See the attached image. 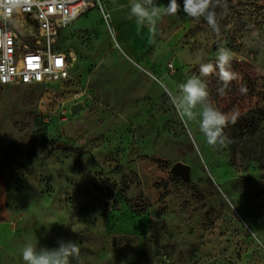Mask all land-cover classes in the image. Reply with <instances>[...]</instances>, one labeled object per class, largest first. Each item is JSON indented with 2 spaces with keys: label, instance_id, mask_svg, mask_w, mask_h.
<instances>
[{
  "label": "rangeland",
  "instance_id": "obj_1",
  "mask_svg": "<svg viewBox=\"0 0 264 264\" xmlns=\"http://www.w3.org/2000/svg\"><path fill=\"white\" fill-rule=\"evenodd\" d=\"M225 2L217 34L178 0L153 43L129 18L130 0H101L103 12L92 7L59 33L75 55L69 79L0 85V264H24L28 242L52 249L61 239L79 244L84 264H264V95L248 104L239 91L243 75L264 76V0ZM218 46L240 79L221 97L218 77L205 78L212 103L230 112L241 98L240 116L256 119L244 131L229 125L222 150L170 101ZM55 140L80 152L49 153ZM175 162L186 177L170 171Z\"/></svg>",
  "mask_w": 264,
  "mask_h": 264
},
{
  "label": "clouds",
  "instance_id": "obj_2",
  "mask_svg": "<svg viewBox=\"0 0 264 264\" xmlns=\"http://www.w3.org/2000/svg\"><path fill=\"white\" fill-rule=\"evenodd\" d=\"M178 0H169L167 6L157 5L156 0H130L129 18L138 27L147 26L154 37L157 34V22L162 16L177 15L180 10ZM217 8H223L227 13V4L221 0H183V12L194 24L203 20L217 34L221 27L217 19ZM234 59L232 51L224 46H218L215 62H199L198 74H192L177 85L175 93H170V101L176 107L181 119L186 123H197L200 133L207 144L214 150L228 148L233 139L225 132L229 125L238 122L240 111L233 107L230 112L220 111L211 101L208 82L205 78L216 75L218 77L217 94L221 97L227 94L230 84L240 79L238 73L231 70ZM243 95L247 94V87L241 85L239 89ZM74 231V230H73ZM255 238V233H253ZM58 247L38 248L36 243L28 242L22 249L24 264H84L80 254V246L71 240H59Z\"/></svg>",
  "mask_w": 264,
  "mask_h": 264
},
{
  "label": "built area",
  "instance_id": "obj_3",
  "mask_svg": "<svg viewBox=\"0 0 264 264\" xmlns=\"http://www.w3.org/2000/svg\"><path fill=\"white\" fill-rule=\"evenodd\" d=\"M92 7L103 12L101 0H0V85L69 79L74 57L59 33Z\"/></svg>",
  "mask_w": 264,
  "mask_h": 264
},
{
  "label": "trees",
  "instance_id": "obj_4",
  "mask_svg": "<svg viewBox=\"0 0 264 264\" xmlns=\"http://www.w3.org/2000/svg\"><path fill=\"white\" fill-rule=\"evenodd\" d=\"M240 82H242L244 84V86L247 87V90H248L247 95L250 97L248 99V102H247L248 104L251 103V100H252L251 98H252L253 94H255L256 96L257 95L258 96L264 95V76L252 77V76L243 75L241 77ZM38 85H41V84H38ZM242 101H243V99H241V98L236 99V97L234 96L231 98L230 101L227 102V104H229L230 107H234L235 105L242 103ZM256 104H257V106L259 105V103H257V102H256ZM254 124H256V119L252 115L249 116V114H248V115H246V117L239 116L238 126H239V128L242 129V131H244L246 129L248 130V128L253 127ZM242 134H243V132H242ZM56 149L75 150L76 152H80L79 151L80 149H78L77 147L69 145L68 143L63 142V141H58V140H55L54 142H52L49 153H52ZM151 159H152V161L158 163L161 166H168L169 165L168 160H165L163 158L152 157ZM122 168H123L122 165H117L113 171L116 173H119L122 171Z\"/></svg>",
  "mask_w": 264,
  "mask_h": 264
},
{
  "label": "water",
  "instance_id": "obj_5",
  "mask_svg": "<svg viewBox=\"0 0 264 264\" xmlns=\"http://www.w3.org/2000/svg\"><path fill=\"white\" fill-rule=\"evenodd\" d=\"M216 44V43H215ZM81 103H75L70 107L72 113H76L80 109ZM170 171L182 177H186L189 172V167L183 162H175L171 165Z\"/></svg>",
  "mask_w": 264,
  "mask_h": 264
},
{
  "label": "bare ground",
  "instance_id": "obj_6",
  "mask_svg": "<svg viewBox=\"0 0 264 264\" xmlns=\"http://www.w3.org/2000/svg\"><path fill=\"white\" fill-rule=\"evenodd\" d=\"M71 53H72V55H73V51H71ZM73 57H74V61H75V55H73ZM74 61H73V64L72 65H74Z\"/></svg>",
  "mask_w": 264,
  "mask_h": 264
}]
</instances>
